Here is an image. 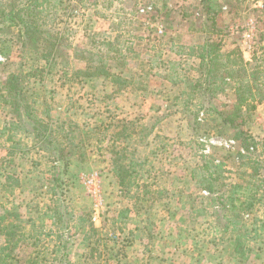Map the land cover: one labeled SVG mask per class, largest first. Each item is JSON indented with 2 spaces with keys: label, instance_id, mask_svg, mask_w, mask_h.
<instances>
[{
  "label": "rangeland",
  "instance_id": "1",
  "mask_svg": "<svg viewBox=\"0 0 264 264\" xmlns=\"http://www.w3.org/2000/svg\"><path fill=\"white\" fill-rule=\"evenodd\" d=\"M67 5V43L99 52L111 75L79 73L88 63L69 50L43 80L29 79L27 94L39 115L51 116L60 131V151L10 155L11 143L0 138L1 242L11 241L9 260L24 264L39 253L44 264H60L48 234L54 225L50 219L43 224L42 212L62 201L75 218L66 231L72 264H264V224L257 221L264 219V207L241 212L251 231L236 250L243 224L226 231L207 190L193 182L192 169L203 156L223 165L225 181L248 178L240 174L245 147L215 112H200L199 126H193L181 92L198 61L174 49L185 45L181 50L190 52L213 39L225 52L238 47L251 59L264 29V0H218L210 14L202 0H68ZM236 27L239 32H233ZM251 28L256 43L249 50L251 38L244 33ZM25 48L17 35L0 36L2 81L38 64L39 53ZM163 60L182 63L177 84L166 78ZM234 101L232 89L212 99L224 113ZM11 119L0 101V128ZM72 122L79 128L70 127ZM242 127L257 140L264 138V103ZM69 131L72 142L64 137Z\"/></svg>",
  "mask_w": 264,
  "mask_h": 264
},
{
  "label": "trees",
  "instance_id": "2",
  "mask_svg": "<svg viewBox=\"0 0 264 264\" xmlns=\"http://www.w3.org/2000/svg\"><path fill=\"white\" fill-rule=\"evenodd\" d=\"M67 1L0 0V36L17 35L22 49L30 46L39 53L38 64L32 66L29 72L14 71L9 73L4 81L0 79V101L9 107L12 116L11 121L0 128V138L6 137L11 143L8 148L10 155L25 154L32 150H53L56 153L60 151L56 143V136L60 131L53 128L54 121L51 116L48 115L49 119L45 120L39 115V108L27 94V83L30 78L43 80L58 63V59L69 50L88 63L84 70H78L79 73L90 77L109 78L111 75V68L99 56V52L67 43L68 22H63V19H68L69 16ZM74 1L84 2V0ZM202 3L207 14L214 13L218 6V0H202ZM216 14L215 12L214 15ZM215 23L214 21V26ZM185 47L187 46L179 45L174 51L182 56L192 55L198 61L191 66L194 73L193 76L188 77V88L181 92L186 96L183 100L184 108L185 111L191 112L193 126H199L200 112H215L224 125L235 131L237 138L242 140L245 147L244 160L241 164L243 168L240 170V174L248 177L244 180L241 178L242 180L234 182L225 181L227 176L224 174L226 170L223 165L205 156L202 163L192 169L193 182L196 186L207 190L209 193L207 198L215 208L214 213L224 220V229L228 231L231 225L243 224L241 212L252 211L257 205L264 207V138L257 140L242 127L247 115L254 112L259 104L264 103V29L259 33V43L249 60L238 47L225 52L218 40L206 39L202 44L193 45L190 52L181 50ZM161 64L168 70L166 78L177 84L175 76L182 63L178 60H163ZM229 89L234 91L235 101L231 109L224 113L212 103V99ZM195 99L199 101L195 102ZM64 125L65 123L62 122L59 127L63 128ZM78 125L74 122L69 124L70 127L75 128H79ZM72 132L74 131L64 134L70 142L74 138ZM23 139L30 142L25 143ZM60 186L61 183L58 182L57 187ZM42 215L43 224L46 219H50L55 227L61 228L55 233V227L52 226L51 228L54 229L48 233L54 236L53 251L59 255L57 260L60 264H72L71 238L66 231L70 227V221L75 219L72 217L73 212L69 211L61 201L59 205L55 203L47 205ZM5 219L2 218V221ZM257 221L264 224V219ZM243 227L245 228L241 229L243 233L237 236L236 250L242 245L239 239L251 231L245 224ZM3 230L0 228V264H13L9 260L10 255L7 254L11 241L8 245L1 242ZM94 230L96 231V228ZM38 254H32L24 264H44Z\"/></svg>",
  "mask_w": 264,
  "mask_h": 264
},
{
  "label": "built area",
  "instance_id": "3",
  "mask_svg": "<svg viewBox=\"0 0 264 264\" xmlns=\"http://www.w3.org/2000/svg\"><path fill=\"white\" fill-rule=\"evenodd\" d=\"M233 32H239V28H233ZM248 36L250 37V43L248 44V48L249 50L253 48L254 44L256 43V38H255V32L253 31V29L251 28L249 31H247L246 33H244V36ZM231 143L234 144L235 140H231ZM229 146V144H228Z\"/></svg>",
  "mask_w": 264,
  "mask_h": 264
}]
</instances>
